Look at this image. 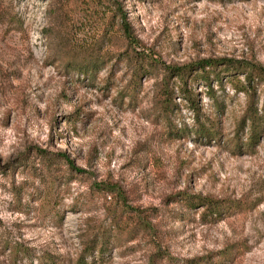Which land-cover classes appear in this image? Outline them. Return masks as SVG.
I'll return each mask as SVG.
<instances>
[{
    "label": "rangeland",
    "instance_id": "1",
    "mask_svg": "<svg viewBox=\"0 0 264 264\" xmlns=\"http://www.w3.org/2000/svg\"><path fill=\"white\" fill-rule=\"evenodd\" d=\"M120 18L168 64L264 67V0H0V264H264L244 75L194 78L198 121L175 87L164 116V71L133 75ZM183 191L247 204L206 221Z\"/></svg>",
    "mask_w": 264,
    "mask_h": 264
},
{
    "label": "trees",
    "instance_id": "2",
    "mask_svg": "<svg viewBox=\"0 0 264 264\" xmlns=\"http://www.w3.org/2000/svg\"><path fill=\"white\" fill-rule=\"evenodd\" d=\"M120 19L119 27L127 42L126 49L130 51L127 58L129 57V60L132 61L130 66H133V75L138 77L142 73L149 74L155 69H162L164 71V76L159 81L160 92L157 98V103L164 116H168L172 107L176 105L173 101L174 88L176 87L181 94L180 96L187 101L188 107L198 121L202 112L196 94L190 87L192 80L197 77L206 80L210 77L211 71L217 76L219 72L216 69L219 66H223L225 70H234L242 73L244 75L245 85L241 88L247 93V101L246 107L237 124V132L239 133L240 131L242 134L244 128L248 126L247 144L250 147L255 144L261 134L264 123V110L258 109L257 106V85L264 84V67L262 65L222 57H206L182 65L168 64L154 54L140 51L134 44L135 38L132 35L128 21L124 18ZM81 70L86 71L88 67H83ZM200 123L198 122L199 126L196 130L203 134H211V128L203 126ZM239 142L240 138H238L237 143ZM65 158L69 165L74 167L73 162L66 155ZM97 185H101V183H97ZM180 194L188 206L202 207L201 217L206 219V221L220 219L226 213L232 212L235 209H242L247 204L243 199L214 198L209 195L193 194L185 191ZM229 256L230 252L222 253V257ZM198 261H196V264H200Z\"/></svg>",
    "mask_w": 264,
    "mask_h": 264
}]
</instances>
